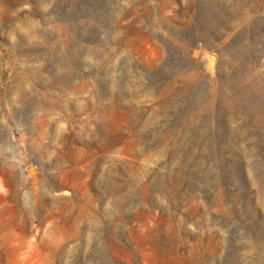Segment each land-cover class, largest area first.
Returning <instances> with one entry per match:
<instances>
[{
	"label": "rangeland",
	"instance_id": "obj_1",
	"mask_svg": "<svg viewBox=\"0 0 264 264\" xmlns=\"http://www.w3.org/2000/svg\"><path fill=\"white\" fill-rule=\"evenodd\" d=\"M0 264H264V0H0Z\"/></svg>",
	"mask_w": 264,
	"mask_h": 264
}]
</instances>
